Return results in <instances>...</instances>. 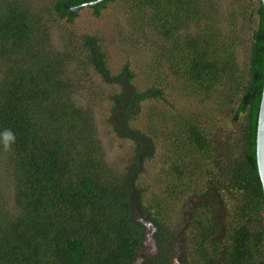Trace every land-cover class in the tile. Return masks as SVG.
Segmentation results:
<instances>
[{"label":"trees","instance_id":"1","mask_svg":"<svg viewBox=\"0 0 264 264\" xmlns=\"http://www.w3.org/2000/svg\"><path fill=\"white\" fill-rule=\"evenodd\" d=\"M37 1L0 0V264H264L262 0H121L152 57L117 72L101 38L73 27L79 11ZM49 17L64 22L60 47ZM84 89L133 144L121 172ZM171 96L198 106L135 122Z\"/></svg>","mask_w":264,"mask_h":264},{"label":"rangeland","instance_id":"2","mask_svg":"<svg viewBox=\"0 0 264 264\" xmlns=\"http://www.w3.org/2000/svg\"><path fill=\"white\" fill-rule=\"evenodd\" d=\"M23 1L35 5L46 3V1L38 2L37 0ZM49 19L48 24L52 23L53 27L54 44H56L57 47H60V41H62V34L64 33L62 25L64 22L57 21L50 17ZM73 27L78 33L96 34L101 38L115 72L122 68L125 61H129L133 68L142 69L145 67L146 61L151 60L150 58L152 55L149 50L152 48L148 46L150 43L149 37L145 34L136 33L133 30L129 16L123 8L121 0L108 3L106 7L101 9L100 14L98 15L94 13L92 8H83L75 18ZM145 48L147 50H145ZM144 79L143 75H140L138 79V85L141 88L146 84ZM106 87L107 92L111 91L108 85H106ZM167 87L168 90L171 89L168 85ZM76 101L83 107L88 106L93 109L97 121L98 136L104 147L106 159L118 172L123 171L133 144L130 140L118 138L108 126L107 118L109 105L107 100L101 101L100 98H97L95 105V96L89 95L87 90L84 89L80 91V98ZM174 101L180 103L184 108H195L198 106V103L195 100L186 99L183 101L180 97L175 99V97L171 96V99L168 100V102L162 99L156 101L150 100L144 103L143 113L139 115L138 120L135 122L141 125V127H145L148 125L149 121L147 118L149 110L154 108L165 109L166 111L167 107H171V104ZM149 167L151 170L154 168L152 164H149ZM6 182V190L7 192H11L12 186L10 185V182ZM150 245L153 250L152 243L147 247L150 248Z\"/></svg>","mask_w":264,"mask_h":264},{"label":"water","instance_id":"3","mask_svg":"<svg viewBox=\"0 0 264 264\" xmlns=\"http://www.w3.org/2000/svg\"><path fill=\"white\" fill-rule=\"evenodd\" d=\"M104 1L106 0H92L88 2H83L78 5H73L71 3V0H65L66 5L71 13L80 11L83 8L96 5ZM262 3L264 5V0H262ZM256 143H257L256 156H257L258 172L260 175V179H261L263 191H264V85H263L262 98H261L259 116H258Z\"/></svg>","mask_w":264,"mask_h":264},{"label":"clouds","instance_id":"4","mask_svg":"<svg viewBox=\"0 0 264 264\" xmlns=\"http://www.w3.org/2000/svg\"><path fill=\"white\" fill-rule=\"evenodd\" d=\"M15 142V135L11 131H6L3 134V145L6 151L11 150L12 143Z\"/></svg>","mask_w":264,"mask_h":264}]
</instances>
